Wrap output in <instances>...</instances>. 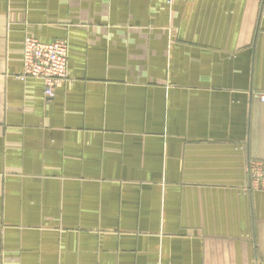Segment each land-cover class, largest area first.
I'll return each instance as SVG.
<instances>
[{
	"label": "crops",
	"instance_id": "obj_1",
	"mask_svg": "<svg viewBox=\"0 0 264 264\" xmlns=\"http://www.w3.org/2000/svg\"><path fill=\"white\" fill-rule=\"evenodd\" d=\"M261 93V0H0V264L264 263Z\"/></svg>",
	"mask_w": 264,
	"mask_h": 264
},
{
	"label": "built area",
	"instance_id": "obj_2",
	"mask_svg": "<svg viewBox=\"0 0 264 264\" xmlns=\"http://www.w3.org/2000/svg\"><path fill=\"white\" fill-rule=\"evenodd\" d=\"M261 16L264 18V0H261ZM67 62L68 45L64 40L41 42L27 36L24 39L23 68L18 77L20 79L41 78L44 94L52 97L56 84L67 78ZM260 98L264 101V93L260 94ZM248 173L249 187L255 190L264 189V161L251 160Z\"/></svg>",
	"mask_w": 264,
	"mask_h": 264
}]
</instances>
